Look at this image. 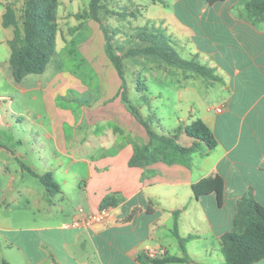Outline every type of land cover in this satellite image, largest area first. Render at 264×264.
<instances>
[{"label": "crops", "instance_id": "crops-1", "mask_svg": "<svg viewBox=\"0 0 264 264\" xmlns=\"http://www.w3.org/2000/svg\"><path fill=\"white\" fill-rule=\"evenodd\" d=\"M147 1L139 0L144 7L141 12L147 15V22L140 28L163 35L188 60L211 68L215 77L180 69L171 74L175 79L167 72L153 73L149 79L158 83L170 79L173 86L171 81H177V95L186 103L184 109L175 105L182 114L174 121L171 132L163 128L156 131L168 135L179 125L200 119L213 133L216 147L208 150L200 143L201 150L191 155L189 166L156 162L144 168L130 167L133 143H146L148 138L118 96L122 82L114 68V74L110 73L114 86L110 94L106 93L110 86L106 76L113 67L107 57V71L100 75V85L106 88L104 95L98 100V108L89 107L84 114L89 127L95 125L93 118L105 110L115 111V121L109 120L112 123L106 124L104 131L96 130L86 145L81 140L78 144L82 145L77 147L75 140L76 146L72 147L74 143H67L60 133L61 109L46 104L48 122L41 120L40 114L33 115L31 122L50 145V157L42 156V149L37 154L38 165L32 162L31 155L9 150L10 155L0 160V206H5V212L0 214V236L28 242L35 239L33 244L25 245L28 249L17 248L15 256L7 249L0 264H152L146 248L157 250V258L184 254L190 258L189 263L178 264H216V260L223 264L219 255L221 236L232 229L237 203L251 197L264 204V21L249 17L245 2L250 0L215 4L207 0H163L164 4ZM184 15L191 16L190 20ZM104 43L103 36V50ZM56 56L57 51L52 58ZM59 68L51 77L46 78L45 69L42 74L27 75L10 86L22 95L42 90L44 98L54 100L58 93L71 88L75 75ZM141 94L144 93H137L138 98ZM149 95L150 106L162 101L159 90ZM9 106L10 103L7 110ZM6 115L11 121L15 116L21 122V114L10 111L0 116V127L5 125ZM70 118L64 111L62 119ZM26 121L30 122L27 115ZM194 142L180 132L181 146L190 147ZM1 145L0 132V151ZM39 147L44 145L40 142ZM90 159L100 161L94 165ZM78 162H87L85 176L78 177L76 170L71 169ZM29 170L36 175L51 172L60 192L48 196ZM215 177L223 182L219 204L215 192L194 195L193 185ZM28 178L34 181L25 183ZM106 196H114L117 202L109 207V215L103 221L89 227L62 228L77 216V208L85 213L96 212ZM21 201L25 207L41 208V224L12 226V207H20ZM50 216L55 217L56 224L46 222ZM180 239H187L185 253ZM256 264H264V259Z\"/></svg>", "mask_w": 264, "mask_h": 264}, {"label": "rangeland", "instance_id": "rangeland-1", "mask_svg": "<svg viewBox=\"0 0 264 264\" xmlns=\"http://www.w3.org/2000/svg\"><path fill=\"white\" fill-rule=\"evenodd\" d=\"M89 2L90 0H59L57 8L59 26L58 38L56 41L57 58H52L49 62L45 72L46 78L51 77L50 75L53 73L59 72V66L65 69L63 71L68 70L75 75L72 77L71 88L63 94L58 93V96H56L54 100H51L49 96L44 98L42 90L31 91L26 95H22L18 89L10 86L11 83V85H16L15 83H17L11 75L9 64L10 48L7 44V39L12 37L13 30L12 28H4L2 26V13L4 7L8 5L12 6L19 15L23 0H0V96L2 97V99H0V104H2L0 116L10 111L15 115L21 114V122H18V118L15 119V116H12L11 121V117L6 115L7 119L4 120L5 125L0 127L2 142L0 151L1 161L10 155V153L7 152L9 150L31 155L30 158L32 162L38 165H40V159H38L37 154L41 152L42 149H44V152H41L44 153L42 156L46 158L50 157V145L44 137H41V130L34 127L31 122L33 115L36 114H40L42 116L41 120L44 119L45 123L48 122L46 104L50 105V108H60L62 115L64 111L71 115V118L66 120L62 119V115L59 116L60 133L64 136L66 142L71 143V145L74 143L73 141L76 140L77 147L82 144L86 145L89 138L95 135L96 130H102L106 124L109 125L112 123L109 120L115 121V118H117L118 115L115 114V111L106 113L105 110L98 113L96 117L93 118V120H96L94 126L89 127L86 124L87 120L84 110H89V107L94 108L95 106V109L98 108V100L104 95L103 91L106 89L100 85V75L107 71V69H105L107 62L105 59H107V56L103 50V35L101 34L102 32H100L101 29L99 24L92 20H86L82 22L81 28L77 32L71 33L69 31V29L79 24L73 15L86 9ZM189 7L191 8V6ZM193 7H196L195 4ZM141 10L143 12L144 7L139 0H106L99 11L101 25L104 26L109 33L112 30H116L113 35L112 45L114 48H117V53L119 55L130 47L136 46L133 36L137 30L144 29L140 27H142V23L147 22V15H144ZM176 10L179 13V8ZM184 18L190 20L191 16L184 15ZM135 24H137V26H134ZM71 40L77 42L76 50L78 53L74 55L71 52ZM173 48L182 59L188 60L187 55L181 49ZM111 70L114 71L113 67L109 68V73L106 76L110 84V89L108 88L106 92L108 94H110L114 86L110 73H116L115 71L113 73ZM123 71L126 92L130 104L140 109V114L145 120L149 116H151L152 120L155 119L153 121V128L158 131H160V128H163L165 131L171 132L174 121L182 114L181 111L177 109H184V105L186 104L184 102L185 99L183 98L180 100V97L177 95V81L172 80V86L170 84V79L167 81L162 80L161 83H158L149 78H153V73L155 72H167L170 76L172 73L180 72V70L153 56L139 55L125 59L123 61ZM171 76L175 79L173 75ZM117 77L116 74V79ZM137 81L141 88H143V93L145 94L143 100L138 98L134 89ZM154 90L160 91L162 94V101L158 100V103H153L150 106L149 103L151 98L149 94H152ZM190 99L194 101L195 97L192 96ZM8 103H10L9 110H7ZM26 115L30 120L28 123L26 121ZM79 121L81 124H79ZM104 130L105 129L102 131ZM79 141H81L82 144H78ZM40 142L44 147H39ZM74 145L76 146L74 143L72 147H75ZM99 161L98 159L89 160V162H92L94 165ZM62 162L67 163L69 161L62 159ZM14 163L17 165L16 162ZM86 167L87 162H78L72 165L71 169L76 170L78 177H82L86 174ZM18 178H16V180ZM29 181L34 180L28 178L25 183ZM43 207L44 206H42V208ZM39 209L40 212H38ZM12 211L13 214L10 217L12 226L25 227L41 224L43 211L38 206L25 207L24 203L21 201L20 207H12ZM3 212H5V206L2 205L0 206V214L3 215ZM0 220L3 221V217H0ZM7 222L9 223V221ZM46 222L56 224L57 220L54 216H50ZM7 240H10L11 244ZM33 240L35 241L34 238ZM33 240L30 239L29 242L33 244ZM29 242L13 236H0V257L3 256L7 249H10L7 251L8 253H12L13 256H15L17 248L28 249L29 247L25 245H29ZM219 255L221 257V254ZM216 264H218L217 260Z\"/></svg>", "mask_w": 264, "mask_h": 264}, {"label": "trees", "instance_id": "trees-1", "mask_svg": "<svg viewBox=\"0 0 264 264\" xmlns=\"http://www.w3.org/2000/svg\"><path fill=\"white\" fill-rule=\"evenodd\" d=\"M106 0H90L88 7L77 12L73 17L79 22L78 25L69 29L71 33L77 32L82 22L92 20L99 24L104 36V52L111 65L118 74L122 84L118 96L126 110L143 127L148 141L146 143H133V153L128 165L134 168H144L156 162L168 165L182 164L190 165L191 155L200 152V143H203L208 150L217 145L211 130L206 124L195 119L188 125H179L168 135L160 134L153 128L151 116L145 120L140 109L132 106L129 102L123 71V61L130 57L148 55L158 58L164 63L184 71H190L200 76L215 79L213 70L200 65L194 60L182 59L177 51L168 43L165 37L158 32L150 31L147 28L139 29L133 36L135 47H130L121 55L117 48L112 45L113 35L116 30L110 33L101 25L99 11ZM153 4H164L163 0H148ZM210 4L224 0H207ZM59 0H23L19 15L12 6H5L2 14V26L12 28V38L7 42L10 48L9 64L11 75L15 82H20L24 77L31 74H42L50 59L56 52V38L59 32L57 8ZM245 8L251 18L264 21V0H250L245 2ZM77 42L72 41L71 52L76 50ZM218 81V78L216 77ZM136 93H143V88L135 84ZM145 94L139 95L143 100ZM180 132H184L195 142L190 147H183L178 143ZM48 196H55L60 192L52 173L46 172L36 175ZM194 195L200 196L215 192L218 204L222 199L223 182L220 178H207L192 187ZM114 196H106L100 203V208L112 207L116 204ZM187 239H180V248L185 253L184 244ZM220 253L223 257V264H256L264 259V204H260L251 197H244L236 207V213L232 223V229L221 236ZM152 264H178L189 263L190 258L184 254L183 257L164 256L152 259ZM1 264H7L2 262ZM201 264V263H193Z\"/></svg>", "mask_w": 264, "mask_h": 264}, {"label": "built area", "instance_id": "built-area-1", "mask_svg": "<svg viewBox=\"0 0 264 264\" xmlns=\"http://www.w3.org/2000/svg\"><path fill=\"white\" fill-rule=\"evenodd\" d=\"M218 111H220V109H218ZM76 214H77L76 217H74L70 222L62 226L63 229L79 228L81 226L89 227L95 223H99L108 217L109 207L99 208L96 212H87V213H85L83 209L77 208ZM145 252H146V256L149 259H155L159 255V252L157 250L150 248H146Z\"/></svg>", "mask_w": 264, "mask_h": 264}]
</instances>
